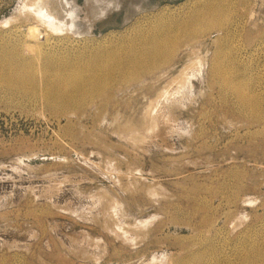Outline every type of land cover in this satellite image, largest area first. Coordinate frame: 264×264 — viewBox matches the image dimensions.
<instances>
[{
  "label": "rangeland",
  "instance_id": "1",
  "mask_svg": "<svg viewBox=\"0 0 264 264\" xmlns=\"http://www.w3.org/2000/svg\"><path fill=\"white\" fill-rule=\"evenodd\" d=\"M33 1L0 0V36L43 34L23 17ZM209 2L237 22L231 40L203 28L106 99L57 109L0 79V264H178L193 244L232 264H264V0H149L129 21L126 8L115 10L88 41L57 49L89 54L122 39L138 17L164 6L183 16ZM223 46L227 76L241 77L256 113L212 79ZM199 57L204 70L178 89L175 77Z\"/></svg>",
  "mask_w": 264,
  "mask_h": 264
},
{
  "label": "bare ground",
  "instance_id": "2",
  "mask_svg": "<svg viewBox=\"0 0 264 264\" xmlns=\"http://www.w3.org/2000/svg\"><path fill=\"white\" fill-rule=\"evenodd\" d=\"M147 1L149 0H86L84 6L79 5L76 0H34L30 4L26 2L27 5L24 3L22 6L25 5L27 14L22 12V8L23 14L19 11L20 14H25L23 17L31 16L34 25L36 23V27L38 25L43 29V34L31 35L17 27L18 29L0 36V79L6 80L9 85L17 86L27 93L43 96L47 101L53 102L50 103L55 106L54 108H79L86 101L93 100L97 96H103L102 99L110 97L117 82L133 81V78L141 76L142 71L146 72L147 69L158 67L171 57H175L174 53L184 38L193 39L198 32H206L203 28L215 27L222 31H219V34L231 40V32L237 24L235 21L230 22L231 14L214 2L193 8L194 10H190L189 14L183 16L181 13L178 15L180 11L178 13L167 12L168 7L164 6L156 13L152 12L151 19L154 18V21L148 14L138 17L130 25V32L122 39L115 40L110 45L97 43L96 46L90 48L89 54L82 50L78 55L70 52L71 55H68L57 49L60 42H63L61 43L64 45L62 47L70 49L69 46L76 44L74 41L78 42V45L81 43L80 41H88L96 21L101 20L103 25L110 23L115 10L126 8L125 21H129L138 12L145 10ZM82 13L85 15L82 16ZM16 18L20 19L19 16ZM12 20L13 18L10 21ZM114 21L115 19H113ZM144 21L148 24H145ZM150 21L152 22L149 23ZM144 24L147 26L144 27ZM85 44L83 43V45ZM189 45L191 44L189 43ZM193 47L191 46V48ZM228 48V46H223L220 49L217 48V51L215 50L216 54L213 53L215 57L209 68L212 79L217 78L215 80L218 83L222 82L220 84L225 90L235 94L240 107L256 113L258 111L257 100L241 77L227 76L224 65ZM191 50L195 51V49ZM73 51L75 52V47ZM193 63H195L194 66ZM205 65V59L202 64V57H199L198 60L195 59L183 67V70L175 77V80L177 79L176 81L180 84L178 89L190 82L192 76L200 75L202 71L200 67L202 66L204 70ZM197 238L196 241H198ZM205 238H207L206 235ZM203 241H205L204 238ZM193 246L194 244L187 247L188 253L182 260L178 259V264H232L227 255L218 252L219 249L215 250L208 245L202 246L203 248L199 246L194 248L196 245ZM208 254L209 258L205 260L204 258ZM164 259L169 262L166 258ZM200 259L202 260L200 261ZM167 262L165 264H171ZM233 264L235 263L233 262Z\"/></svg>",
  "mask_w": 264,
  "mask_h": 264
},
{
  "label": "water",
  "instance_id": "3",
  "mask_svg": "<svg viewBox=\"0 0 264 264\" xmlns=\"http://www.w3.org/2000/svg\"><path fill=\"white\" fill-rule=\"evenodd\" d=\"M145 8H146V5H145Z\"/></svg>",
  "mask_w": 264,
  "mask_h": 264
}]
</instances>
